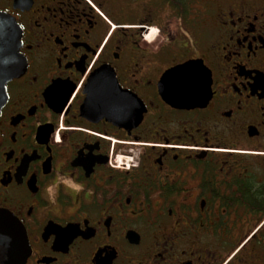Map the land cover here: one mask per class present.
<instances>
[{
  "label": "flooded vegetation",
  "instance_id": "flooded-vegetation-1",
  "mask_svg": "<svg viewBox=\"0 0 264 264\" xmlns=\"http://www.w3.org/2000/svg\"><path fill=\"white\" fill-rule=\"evenodd\" d=\"M0 11L26 60L0 113V208L25 229V264H264V0ZM190 61L204 96L176 104L164 92ZM57 171L85 190L49 203Z\"/></svg>",
  "mask_w": 264,
  "mask_h": 264
},
{
  "label": "water",
  "instance_id": "water-1",
  "mask_svg": "<svg viewBox=\"0 0 264 264\" xmlns=\"http://www.w3.org/2000/svg\"><path fill=\"white\" fill-rule=\"evenodd\" d=\"M21 36L22 29L16 19L0 11V113L8 100V83L22 75L26 69V60L20 53ZM200 68L199 61H190L174 68L172 72L181 77V81L176 89L164 92L165 97L176 104L200 102L204 96L203 89L194 75ZM187 75H190L188 79ZM92 91L93 88L89 85L90 97L82 106V113L85 116L95 109L91 104ZM129 102L130 96H124V104L116 107L121 111H128ZM29 251L25 229L12 213L0 208V264H25Z\"/></svg>",
  "mask_w": 264,
  "mask_h": 264
},
{
  "label": "clouds",
  "instance_id": "clouds-1",
  "mask_svg": "<svg viewBox=\"0 0 264 264\" xmlns=\"http://www.w3.org/2000/svg\"><path fill=\"white\" fill-rule=\"evenodd\" d=\"M61 185H63V187L71 194H79L85 190L84 183L77 181L74 177H71L67 174H62L57 171L55 173L54 179L50 183H47L44 188L46 199L49 203H57V197ZM89 191L91 190L89 189Z\"/></svg>",
  "mask_w": 264,
  "mask_h": 264
}]
</instances>
